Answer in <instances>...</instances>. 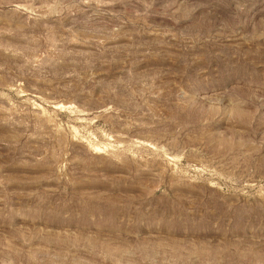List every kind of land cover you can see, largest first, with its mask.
<instances>
[{"label": "rangeland", "instance_id": "rangeland-1", "mask_svg": "<svg viewBox=\"0 0 264 264\" xmlns=\"http://www.w3.org/2000/svg\"><path fill=\"white\" fill-rule=\"evenodd\" d=\"M0 264H264V0H0Z\"/></svg>", "mask_w": 264, "mask_h": 264}]
</instances>
